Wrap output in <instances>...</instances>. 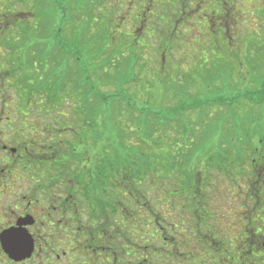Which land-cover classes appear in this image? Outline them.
I'll list each match as a JSON object with an SVG mask.
<instances>
[{
    "label": "rangeland",
    "instance_id": "rangeland-1",
    "mask_svg": "<svg viewBox=\"0 0 264 264\" xmlns=\"http://www.w3.org/2000/svg\"><path fill=\"white\" fill-rule=\"evenodd\" d=\"M0 13L21 14L19 24L27 32L29 26L39 29L34 35H25L23 66L26 61L38 62L44 74L52 58L55 64L45 80L50 78L53 95L66 99L73 113L84 109L87 113L81 114V119L88 116V120L99 123L107 162L114 161L120 169L146 171L150 163L156 171L160 161L154 155L158 151H166L167 159L168 155L176 156V167L168 161L165 172L154 175L148 184L159 186H151L149 189L156 190L152 192H166V198L153 201L156 209L162 203L179 205L177 197L183 191L180 187L173 190L176 184L185 186L189 178L203 179V185H228L235 191L243 184L226 177V170H248L255 162L263 165L262 18L241 16L240 26L230 31L228 39L217 28L197 25L196 18H188L190 30L180 23L165 34L161 56L154 39L158 35L155 27L172 24L171 18L165 13H147V0H0ZM145 19L146 27L140 26ZM198 20L206 23L208 18ZM63 36L70 42L64 51L70 60L65 64L56 47ZM147 45L153 48L147 50ZM54 46L46 57L43 52ZM30 72L38 76L32 66L27 67L26 73ZM40 77L38 91L43 95L42 84L46 82ZM213 99L219 102L213 104ZM183 156H197L203 161L189 160L181 165ZM170 166L177 170L171 171ZM185 168L188 172L183 171ZM213 205L221 213L217 219L222 223L225 218L231 224L229 204L217 198ZM231 208L237 210L232 204ZM219 224L217 230H221ZM202 255L195 264L216 263ZM218 255L221 253L214 254V260ZM217 262L223 264L221 259ZM137 263L135 260L133 264Z\"/></svg>",
    "mask_w": 264,
    "mask_h": 264
},
{
    "label": "flooded vegetation",
    "instance_id": "flooded-vegetation-1",
    "mask_svg": "<svg viewBox=\"0 0 264 264\" xmlns=\"http://www.w3.org/2000/svg\"><path fill=\"white\" fill-rule=\"evenodd\" d=\"M154 1L147 0V13H165L172 23L155 27L158 44L180 23L190 30L191 17L227 39L241 16L264 21V0H158L157 8ZM19 16L0 13V264H124L125 258L147 264V171L109 166L99 123L81 119L87 112L73 113L66 99L58 102L52 81L43 79L52 73V58L44 74L38 62L23 66L25 35L39 29L29 26L27 32ZM202 16L206 23L198 20ZM28 66L46 82L43 95ZM225 174L243 185L233 191L210 183L194 190V261L204 254L215 264H264V169ZM217 198L229 204L231 224L217 219ZM7 238L30 240L31 257L12 259ZM213 252L221 253L217 260Z\"/></svg>",
    "mask_w": 264,
    "mask_h": 264
},
{
    "label": "trees",
    "instance_id": "trees-1",
    "mask_svg": "<svg viewBox=\"0 0 264 264\" xmlns=\"http://www.w3.org/2000/svg\"><path fill=\"white\" fill-rule=\"evenodd\" d=\"M145 24L147 25L146 19L144 23L140 24V26L146 27ZM180 43L183 44L184 42L181 41ZM69 44H70L69 39H66L65 36H63V40L60 38V40H58V42L56 43V47L59 48L58 54H60L61 57L63 58L62 63L64 64L66 63L65 61H67V59L70 60V56L68 58L64 56L65 55L64 51L69 48L68 47ZM56 47L54 46V50ZM152 48L153 47L151 46L149 47L147 45V50H151ZM158 49H161L160 54L161 56H163L165 52V43L158 44L157 50ZM157 54L159 57L160 56L159 53ZM166 55L167 53L165 54V57ZM50 63L55 64L54 61L52 63V60ZM52 88L54 89V83L52 84ZM245 96H250V95H245ZM62 100L63 99L60 98L58 102ZM216 102H219V100L213 99L212 103L215 104ZM159 152L160 151H158L154 155L155 156L154 159L156 161H160V166L156 167L155 169L156 171H153L154 168L149 166L150 163L149 164L147 163V180L150 178L147 183V264H195L194 261L195 256L193 253L194 248H193V232H192V204H193V195H194V190L196 189V185L200 186L201 184H203V181H199L198 179H195L191 175L193 177V180L191 181V178H189L185 186L183 184L175 185V189L173 191H176L178 187H180L179 191H183V193L181 194L182 196L177 197L178 198L177 204L180 203L179 205L172 207L169 204L162 203L161 208L156 209L154 207L155 204L153 203V201L157 200V198H166L165 197L166 192H152L156 190L149 189L151 186H153V188L159 186L154 184L153 185H148V184L152 182L151 180L152 177H154V175L161 176V174L165 172L166 164L168 161L169 164L170 162H172V165L175 166V157H176L175 155L173 156L168 155V159H167L165 156L167 154L166 151L160 152L163 153L162 156L158 155L160 154ZM106 156L108 158L107 154ZM180 159L183 161L181 165L187 163L189 160H190L189 162L203 161L201 158H198L197 156L196 159L193 157L189 158L188 156H183ZM181 165L178 164V166ZM109 166L110 167L114 166L115 168H117V165L114 161L109 162ZM168 169H173L171 171L177 170L173 167L171 168V166L168 167ZM252 169H264V163L262 165V163L257 164L255 162V165L252 166ZM120 170H128V169L124 168ZM129 170H142L143 172L146 171L145 169L144 170L129 169ZM187 170L186 168L183 169L184 172H188ZM227 172L228 170L225 171V173ZM185 175L187 174H184V176ZM164 176L166 175L164 174ZM163 185L161 184V186ZM177 208H179V211L176 210ZM149 233H151L150 236H148ZM151 241L154 242L155 244L154 246L152 245L153 243H150ZM216 246L219 247L223 245L222 243L218 242Z\"/></svg>",
    "mask_w": 264,
    "mask_h": 264
},
{
    "label": "water",
    "instance_id": "water-1",
    "mask_svg": "<svg viewBox=\"0 0 264 264\" xmlns=\"http://www.w3.org/2000/svg\"><path fill=\"white\" fill-rule=\"evenodd\" d=\"M6 240L5 250L12 259L20 261L31 257L32 243L30 240L21 239L19 241H12L14 239L8 238Z\"/></svg>",
    "mask_w": 264,
    "mask_h": 264
}]
</instances>
